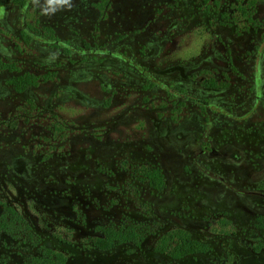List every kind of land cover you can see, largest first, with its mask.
<instances>
[{
	"label": "flooded vegetation",
	"instance_id": "obj_1",
	"mask_svg": "<svg viewBox=\"0 0 264 264\" xmlns=\"http://www.w3.org/2000/svg\"><path fill=\"white\" fill-rule=\"evenodd\" d=\"M70 4L52 5L55 10L46 12L47 0H0V57L5 60L0 61V72L11 75L6 82L10 90L0 79V97L23 96L41 107L33 92L54 81L44 110L53 109V101L54 107L75 101L86 107L114 108V112L127 103L128 109L123 119L122 114L109 121L97 117L99 108L66 119L67 133L81 129L78 137L63 146L70 143L73 147L56 155L59 147L51 138L47 145L52 153L41 156L39 162L32 151L10 143L5 149L10 157H3L10 160L9 167H4V161L0 163L2 181L20 189L23 201V193L35 194L36 189L54 188L66 181L58 173L76 176L91 166L99 171L101 183L112 185L114 177L132 166L129 184H135L136 178L152 194L160 195L166 186V162H176L183 172L197 175L205 184L213 181L262 204L257 213L264 218V0H70ZM32 42L46 48L31 56L6 46ZM190 48L197 49V55L184 59L177 55ZM18 60L48 68L45 73L37 68L21 69L16 67ZM63 75L66 84L62 83ZM90 80L100 86L96 99L80 86ZM137 112L147 117L137 119ZM130 120L151 123L154 134L125 143L118 138L112 141L113 146L102 142L107 135L111 138L110 133H119L120 126ZM88 124L99 127L101 133L82 130ZM63 132L59 128L58 134ZM4 139L8 142L12 135ZM85 143H93L101 153L110 150V164H103V157L92 151L86 160L79 150ZM123 151L127 152L125 157ZM136 157L152 166L135 171ZM46 199L56 203L55 211L57 207L62 210L60 204L66 201L75 215L74 197L54 194ZM5 204L0 203V253L9 256L0 264H72L84 250L73 247L56 232L40 231L28 212H16L10 201ZM72 214H67L64 222L82 234H92L91 246L98 253L124 247L142 252L149 240L145 229L122 223L119 218L113 225L107 222L91 228L88 220L79 224ZM24 220L29 227L21 228ZM259 222L264 225V219ZM109 231L115 232L117 240L109 247L98 246L97 241L104 240ZM175 233L202 243L184 229L159 237L155 254L169 258V264H184L186 259L201 258L210 251L202 243L204 252L177 254L179 238L163 248V239ZM141 264L149 263L144 259Z\"/></svg>",
	"mask_w": 264,
	"mask_h": 264
},
{
	"label": "rangeland",
	"instance_id": "obj_2",
	"mask_svg": "<svg viewBox=\"0 0 264 264\" xmlns=\"http://www.w3.org/2000/svg\"><path fill=\"white\" fill-rule=\"evenodd\" d=\"M6 46L15 49L20 54L31 56L39 55L41 48H46V45L43 44L38 48L33 42L28 46L20 44ZM197 53V49L191 50L190 48L177 55L184 59V56L192 57ZM0 61L4 62L5 60L0 57ZM15 62L16 67L21 69L37 68V70H41L37 72L45 73L48 68L33 64L30 60ZM65 69L64 67V71ZM0 73H2L0 74L2 85L5 84L4 87L10 90L11 87L6 82L11 75ZM61 80L62 83H67L64 75ZM80 86L91 98L99 97L100 86L95 80L83 82ZM54 88L55 83L52 81L33 92L41 107L30 104L23 96L0 97V163L4 161V167H9L10 160L4 158L10 157L5 151L10 143L18 144L19 148L25 152L32 151L33 156L37 158L36 162H39L41 156L52 153L47 145L52 141L51 138H55L59 147L55 151L56 155H61L65 150L73 147L70 143H67L66 147L63 146L66 141L78 137L81 129L67 133L65 123L69 124V122L66 119L70 117L72 120L76 119L79 115H86L98 108L97 117L109 121L117 114H122L123 119V114L128 109L127 103H122L119 110L114 112V108L104 110L102 107H86L75 101L65 102L60 104V107H54L53 101V109L44 110L43 106L51 99ZM122 93L123 91H121ZM134 94V96H138L137 92ZM136 99L132 98L131 101ZM139 116L140 118H138ZM146 117L147 114L139 115V112L135 115V118L141 120ZM54 128L58 129V133L59 128L64 132L58 134ZM84 129L90 134L101 133L99 127L91 126V124L83 125L82 130ZM153 134L151 123L131 122L122 124L119 133H110L111 138L107 135L102 142L107 141L110 146H113L112 141L118 138L120 143H125V141L134 139L139 141L146 137L151 138ZM7 135H12V140L7 142L4 139ZM21 138H24L23 142H21ZM154 138L156 140V137ZM79 150H83L82 156L86 160L92 151L95 155L103 157V164L111 162L109 155L111 151L106 150L101 153V150L93 143H85ZM122 155L125 157L127 152L123 151ZM128 163L132 165L131 159ZM133 164H135V171L140 167L149 168L152 166L150 162L141 157H136ZM127 167H129L128 164ZM166 168V186L160 195L152 194L151 190L136 178L135 184H129L132 179V166L127 168V172L114 177L115 181L112 185L101 183L102 178L99 171H94L95 168L91 166L76 176L58 173L60 179L65 176L66 181L58 183L54 188L36 189L37 196L33 193H23V201L18 193L20 189L9 182L2 181L3 179L0 177V203L6 206L5 202L10 201V207L16 212H23V210L28 212L36 220L40 231L46 230L49 234L56 232V235L65 236L67 241L73 244V247L84 249L72 264H141L144 259L149 264H169V258L159 257L155 254V245L159 237L177 229H184L193 239L206 243L210 248V251L205 254L206 256L186 259L184 264H264V225L259 222V219L264 218H259L261 216H258L257 213L262 204L258 205L246 196L238 195L213 181L207 180L208 182L205 184V181L197 175L191 176L187 172H183L176 162H166ZM65 183L70 184L67 188H62L61 185ZM54 194L61 197L68 195L71 198L74 197L72 205L75 215L72 214L71 208L66 206V201H62L60 204L62 210L57 207L55 211L56 203L46 199V196L51 197ZM210 195L214 196V199ZM67 214L74 215L79 224H83V220H88L90 225L93 224L91 228L107 222L113 225L114 220L119 218L122 223H132L141 230L145 229L150 234L149 240L142 252H132L130 248L124 247L107 253H98L91 246L94 236L82 234L78 229L68 227L64 222L67 221ZM27 227H29V223L24 220L21 228ZM253 228H263V230L255 231ZM58 251L64 256L70 257L69 252H65L63 249ZM250 254L255 258H249ZM8 256L0 253V261L8 260Z\"/></svg>",
	"mask_w": 264,
	"mask_h": 264
},
{
	"label": "trees",
	"instance_id": "obj_3",
	"mask_svg": "<svg viewBox=\"0 0 264 264\" xmlns=\"http://www.w3.org/2000/svg\"><path fill=\"white\" fill-rule=\"evenodd\" d=\"M177 238H179V240H177ZM114 240H117L115 232L109 231L106 232V237L104 240L97 241V245L100 247H109L113 245ZM172 240H177L176 244L178 248L175 249L177 254L186 255L188 253H192L193 251L204 252L205 250V246L202 243H199L195 240H190L187 236L184 234L182 235L181 233L172 234L168 240L163 239V248ZM180 249H182V252H180Z\"/></svg>",
	"mask_w": 264,
	"mask_h": 264
},
{
	"label": "clouds",
	"instance_id": "obj_4",
	"mask_svg": "<svg viewBox=\"0 0 264 264\" xmlns=\"http://www.w3.org/2000/svg\"><path fill=\"white\" fill-rule=\"evenodd\" d=\"M47 4L49 5V7L45 10L46 12L55 10L54 8L51 7L52 5H57V6L67 5L68 7H71L70 0H47Z\"/></svg>",
	"mask_w": 264,
	"mask_h": 264
}]
</instances>
